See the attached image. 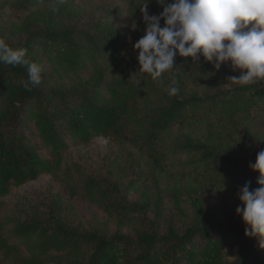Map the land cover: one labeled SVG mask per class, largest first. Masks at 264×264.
I'll return each instance as SVG.
<instances>
[{"label":"trees","instance_id":"trees-1","mask_svg":"<svg viewBox=\"0 0 264 264\" xmlns=\"http://www.w3.org/2000/svg\"><path fill=\"white\" fill-rule=\"evenodd\" d=\"M82 1L88 0H63L53 11L52 0H0V37L43 66L41 83L29 91L23 87L27 65L0 63V199L51 174L69 198L106 216L142 215L147 204H126L109 184L77 180L63 164L70 146L103 137L172 177L176 209L183 215L186 202L194 217L181 228L154 224L133 235L61 222L19 221L12 228L0 222V263L264 264L260 238L245 236L242 220H220L202 203L209 189L233 199L245 182L250 190L259 187V173L244 165L254 125L264 118V80L240 86L228 79L240 74L230 62L215 70L202 57L199 64L177 55L174 69L154 81L125 50L144 34L143 0H118L126 4L122 26L110 16L84 23ZM148 8L150 14L163 10L156 0ZM173 78L179 92L170 95ZM176 155L188 159L176 161Z\"/></svg>","mask_w":264,"mask_h":264},{"label":"rangeland","instance_id":"rangeland-1","mask_svg":"<svg viewBox=\"0 0 264 264\" xmlns=\"http://www.w3.org/2000/svg\"><path fill=\"white\" fill-rule=\"evenodd\" d=\"M78 5L84 23L106 16L119 25L124 20L121 11L126 8V4L118 0H88ZM125 50L129 56H137V50L131 45L126 44ZM254 133L256 138L244 165L249 171H253L249 165L255 162L257 153L264 150V118L254 125ZM173 159L184 162L188 156L176 155ZM63 164L77 180L93 177L103 185L109 184L108 188L117 190L114 197L129 205L147 204V211L142 215L140 211L133 210L131 215L116 212L106 216L91 203L69 198L53 175L44 174L38 180L13 188L9 195L0 199V222L9 228L19 221L61 222L79 230L103 227L111 232L133 235L135 229H148L154 224L159 225L160 229L166 228L168 223L181 228L194 217L193 209L186 202L182 203L183 215L176 209L172 196L175 187L172 177L159 173L129 146H119L109 139L98 137L87 145L70 146ZM158 203L161 204V216L155 220ZM202 203L207 212L220 220H242L235 212L236 207L241 205L238 197L231 199L222 191L209 189L203 192ZM0 264L15 263L3 259Z\"/></svg>","mask_w":264,"mask_h":264},{"label":"clouds","instance_id":"clouds-1","mask_svg":"<svg viewBox=\"0 0 264 264\" xmlns=\"http://www.w3.org/2000/svg\"><path fill=\"white\" fill-rule=\"evenodd\" d=\"M163 6L159 14H150L149 0L139 5L145 24L144 34L133 44L137 50L139 71L149 74L155 81L174 69L176 57H191L199 63L201 57L219 70L230 62L239 75L228 79L240 86L264 80V0H156ZM63 0H52L56 10ZM163 20V25H161ZM136 27V26H135ZM133 27V28H135ZM0 63L27 65L28 79L23 82L26 90L39 85L43 66L27 59V50L13 49L0 37ZM170 95L179 92L174 86ZM249 167L259 173L251 189V182L239 189L241 205L235 209L245 224L247 237L258 236L264 247V150H260Z\"/></svg>","mask_w":264,"mask_h":264}]
</instances>
